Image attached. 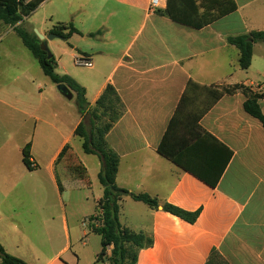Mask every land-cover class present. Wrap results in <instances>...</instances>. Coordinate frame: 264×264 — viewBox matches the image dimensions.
I'll use <instances>...</instances> for the list:
<instances>
[{
  "label": "crops",
  "instance_id": "1",
  "mask_svg": "<svg viewBox=\"0 0 264 264\" xmlns=\"http://www.w3.org/2000/svg\"><path fill=\"white\" fill-rule=\"evenodd\" d=\"M149 1L41 4L55 3L50 16L56 18L42 35H51L59 24L72 25L81 33L63 39L68 48L62 56L52 54L57 71L86 89L89 107L81 115L76 102L66 104L75 93L68 99L52 82L47 94L40 90L38 102L29 97L16 101L18 105L0 100L35 121L22 152L30 143L33 167L44 175L43 183L33 182L24 172L23 155L19 164L6 157L7 145L0 144V244L11 256L27 264H109L110 250L99 260L101 236L70 224L63 196L67 184L70 191L92 187L91 172L98 176L101 171L98 156L85 154L96 158L88 165L73 144L80 139L77 128L81 123L90 127L97 103L110 86L119 98V117L106 134L108 149L120 158L116 185L159 202L153 209L131 195L120 201L122 225L154 241L139 252L138 264H264V127L246 113L245 92L233 90L243 86L264 96V43L254 45L251 66L242 70L239 50L228 42L264 31V0H235V12L203 29L161 15L167 0L150 13ZM78 56L92 60L93 67L76 66ZM79 70L90 77L83 79ZM220 90L230 93L209 107L212 92ZM259 104L264 115V99ZM174 118L172 148L185 165L214 180L228 162L216 187L159 153ZM73 165L85 167L86 180L72 175ZM48 190L57 195L59 208L40 207ZM101 198L94 199L95 211ZM164 204L200 214L190 224L164 211ZM90 225L98 226L94 221ZM90 245L93 258L84 253L83 260Z\"/></svg>",
  "mask_w": 264,
  "mask_h": 264
},
{
  "label": "trees",
  "instance_id": "2",
  "mask_svg": "<svg viewBox=\"0 0 264 264\" xmlns=\"http://www.w3.org/2000/svg\"><path fill=\"white\" fill-rule=\"evenodd\" d=\"M46 0H15V7L11 9L17 10L13 13L8 9V5H0V23L11 26L22 40L24 46L32 53L40 65L44 75L50 79L55 85H65L71 92L75 93L76 103L81 115L88 111L89 103L86 99V89L82 87L74 78L69 75H61L57 72V62L51 52H46L42 48V41L39 37L21 27L19 24L25 18L30 16L38 7ZM19 8V9H18ZM238 9L235 0H167L166 8L159 10V13L168 17L172 21L188 26L194 29H203ZM51 34L58 35L61 39L68 40L73 34H81L72 25L59 24L51 31ZM229 44L235 46L240 53L239 65L242 70H248L251 66L253 57V47L257 43H264V31H253L248 34L231 37L228 39ZM193 84H191L192 86ZM243 90L247 96L244 103V109L253 118L259 120L264 127V115L262 113L259 101L264 99L263 95L254 94L247 91L243 86H236L234 89ZM227 90L213 91L209 107L220 100ZM119 98L116 91L112 87L105 90L102 98L98 101L93 112V120L90 127L81 123L77 128L75 135L82 140V148L85 154L98 156L101 161V171L99 173V181L103 186V196L96 206V216H91V221H98L99 225L93 226L94 232L102 238V250L99 254V260L103 259L110 250L111 255L108 258L109 264H138V255L142 249L153 246V238L147 237L143 233H136L124 227L120 222V201L124 196L131 197L139 202H143L149 207L156 209L159 202L146 194L134 195L127 190L119 188L116 185V177L119 170V156L112 150L108 149L106 142V134L113 127V123L119 117ZM101 114H98L100 113ZM111 113L109 123L101 126L104 116ZM177 128V119L171 120L166 134L164 135L159 146V153L167 159L173 161L182 169L192 173L211 187H216L223 173L227 161L220 170V173L214 180H210L206 175L198 172L190 166L185 165L178 152L172 148L175 141ZM67 152H63L61 158ZM23 164L28 170L33 171L31 155V144H27L23 149ZM231 155V152H229ZM229 155V157H230ZM229 161V160H228ZM72 175L81 180H86L87 172L82 165H73L69 167ZM60 192L63 191L62 184L58 182ZM164 211L171 213L182 220L194 224L200 214V211L190 213L170 204H164ZM0 260L1 264H27L23 260L8 254L0 244Z\"/></svg>",
  "mask_w": 264,
  "mask_h": 264
},
{
  "label": "rangeland",
  "instance_id": "3",
  "mask_svg": "<svg viewBox=\"0 0 264 264\" xmlns=\"http://www.w3.org/2000/svg\"><path fill=\"white\" fill-rule=\"evenodd\" d=\"M15 0H0V5L7 4L8 9L13 13H18L17 10L11 9V6L15 7ZM55 4V3H53ZM51 5H41L36 11L30 16L24 19L19 25L29 32L36 34H42L46 32L47 27L55 24V19L50 16ZM19 9V8H18ZM58 19V18H57ZM52 21V22H51ZM54 21V22H53ZM52 45L48 46L50 52L54 51L58 57L64 54L68 45H66L63 39L51 40ZM69 64L75 66L74 62L69 59ZM62 74L61 70L57 71ZM83 79L90 77L87 71L79 70L77 72ZM53 86L49 78H47L40 65L38 64L32 53L24 46L22 40L14 31V28L0 23V100L13 102L16 105L19 102H23L27 97L32 98L34 102H38L40 96V90L43 89L47 94V87ZM19 101V102H16ZM68 104H74V100H67ZM109 119L103 118L101 126L109 123ZM35 121H31L28 117L18 112L12 107H7L0 102V144L5 143L7 145L5 149L6 157L21 163L22 161V148L23 142L28 141L27 139L33 135V126ZM30 127L32 129L30 130ZM74 148L84 160L86 164H90V160H96L95 157L85 155L81 147V140L77 139L74 144ZM38 154L42 152L38 151ZM72 164V163H71ZM74 164V163H73ZM24 172L27 176L31 177L33 182L43 183L44 175L42 171L35 168L33 171H29L25 166ZM62 170L60 169V172ZM92 187L85 188L83 190L71 191L66 185L67 192L63 196V200L66 206L70 224L76 228L81 226V230L87 233H92V226L90 225V218L95 214V202L94 199L103 196V186L99 181V175L91 172ZM86 198L89 201L86 202ZM57 195H52L51 191L48 190L43 194L40 199V207L52 209L58 206L59 202L56 201ZM99 225L98 221H95ZM84 224V226L82 225ZM94 238V237H93ZM86 240V239H85ZM93 240V239H92ZM92 245V241L90 242ZM91 245L89 249L83 252L82 257L84 260V253L89 259L93 258L91 254ZM111 254V252H109Z\"/></svg>",
  "mask_w": 264,
  "mask_h": 264
},
{
  "label": "built area",
  "instance_id": "4",
  "mask_svg": "<svg viewBox=\"0 0 264 264\" xmlns=\"http://www.w3.org/2000/svg\"><path fill=\"white\" fill-rule=\"evenodd\" d=\"M165 0H150L149 1V12L155 13L159 10ZM75 65L82 68L91 69L93 62L89 58L78 56L75 58Z\"/></svg>",
  "mask_w": 264,
  "mask_h": 264
},
{
  "label": "water",
  "instance_id": "5",
  "mask_svg": "<svg viewBox=\"0 0 264 264\" xmlns=\"http://www.w3.org/2000/svg\"><path fill=\"white\" fill-rule=\"evenodd\" d=\"M36 35L39 37V39L42 41V48L43 50H45L46 52H50L49 48H48V41L49 40H53V39H60L61 37H59L58 35H48V36H44L42 34H38V32H36ZM59 92H61V94L63 96H65L68 99H72L73 95L72 92L68 89L67 86L65 85H58L57 86Z\"/></svg>",
  "mask_w": 264,
  "mask_h": 264
}]
</instances>
